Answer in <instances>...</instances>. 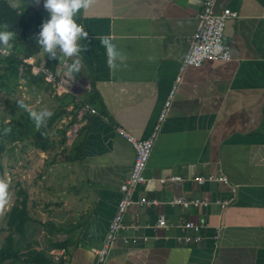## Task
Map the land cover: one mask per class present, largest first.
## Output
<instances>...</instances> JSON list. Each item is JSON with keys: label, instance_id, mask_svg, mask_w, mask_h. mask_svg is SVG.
Instances as JSON below:
<instances>
[{"label": "crops", "instance_id": "1", "mask_svg": "<svg viewBox=\"0 0 264 264\" xmlns=\"http://www.w3.org/2000/svg\"><path fill=\"white\" fill-rule=\"evenodd\" d=\"M25 1L41 18H50L44 0ZM201 2L92 0L74 16L88 36L78 41L82 66L71 77L77 85L58 102H66L62 109L69 120L73 111L72 123L77 121L66 143L76 146V157L51 164L62 203L46 211L44 219L36 218L43 233V245L37 246L56 250L61 264H92V249L102 242L134 156L115 127L136 139L148 135ZM224 7L236 11L224 27L230 58L205 60L182 72L146 162L151 181L131 194L156 203L126 208L124 230L104 264H264V0H216L213 10ZM38 33L17 47L18 57L44 62ZM102 37L115 46V67L109 65ZM18 80L35 90V99L49 98V85ZM74 101L86 102L95 113L77 119ZM217 174L226 182L193 179ZM172 176L180 180L159 181ZM173 196L197 197L205 204L181 208L168 203ZM159 215L163 227L154 226ZM185 221L201 224L196 242L180 239L193 235L181 230Z\"/></svg>", "mask_w": 264, "mask_h": 264}, {"label": "built area", "instance_id": "2", "mask_svg": "<svg viewBox=\"0 0 264 264\" xmlns=\"http://www.w3.org/2000/svg\"><path fill=\"white\" fill-rule=\"evenodd\" d=\"M215 1L216 0H202L200 10L195 16V29L188 38L186 51L179 61L170 90L158 111L155 122L148 135L143 139H136L121 127H115V132L131 145L134 156L126 179L119 184L118 190L121 195L116 203L115 211L108 222L102 242L98 248L92 249L94 253L92 264H104L113 241L117 239L120 236V232L124 230L122 215L129 205L136 204L142 207H149L156 203V200L152 198L138 197L137 199H133L131 194L137 186H146L149 181H151L146 162L160 125L167 115L170 101L184 69L188 66L197 67L205 60L227 61L230 58L228 45L223 41L224 27L227 19L236 17V11L224 7L219 12H214L213 5ZM8 53L9 50L7 54ZM7 54L0 52V57H4ZM21 61L29 65V71L31 74L42 76L43 81L49 85V92L52 97L62 96L63 94L70 92L71 89L77 85L76 81L64 75L66 64H70L71 57H65L62 54H59L57 65L60 72L58 75H55L50 69L46 68L43 65V62L35 63L31 58L27 57L21 58ZM40 100L41 97L37 96L35 103ZM85 112L92 114L95 113L94 109L86 102H79L76 109L77 119H80ZM72 126L76 125H71V127ZM71 127L66 131L67 142L72 140L74 136L75 129L72 130ZM193 179L197 183H202L203 181L226 182V177L220 174L207 175L206 177L195 176ZM165 180L174 181L180 180V178L178 176L159 178L160 182H164ZM168 203L178 205L181 208H187L189 206L196 207L204 205L205 201L197 197L173 196ZM224 203L225 202H221L220 204L223 205ZM165 225L166 223L163 215H159L156 218L154 226L163 227ZM180 228L184 232L187 230L193 232V235L184 233L180 237L184 242H196L199 239L198 232L201 228V224L185 221L181 223ZM122 240L126 241L123 238ZM47 253L53 262H57L60 258V254L57 251H50Z\"/></svg>", "mask_w": 264, "mask_h": 264}, {"label": "trees", "instance_id": "3", "mask_svg": "<svg viewBox=\"0 0 264 264\" xmlns=\"http://www.w3.org/2000/svg\"><path fill=\"white\" fill-rule=\"evenodd\" d=\"M19 1L20 3L17 6H12L7 0H0V24H7L9 26L8 30L16 33L14 38L9 41V45L11 46L9 53L4 57H0V113L7 119L5 129H11L10 132L3 133L0 126V158L4 149L2 136L7 137L8 141H16L30 134L31 145L34 150L46 152L52 145L47 135L52 123L58 117H61L62 114L66 113L62 108L54 109L56 111L46 119V123L39 129H34L31 133H28L31 127L28 117L26 116L22 119L20 115L13 116L12 114L16 110L11 106L12 98L6 88H4V80H8L9 77L13 81L21 78L28 84L48 85L43 81L41 75L31 74L29 65L22 62L21 58L15 54L17 47L22 45L35 31H40L41 25L45 21L26 1ZM42 58L44 61L43 65L52 72H56L58 59H49L45 53L42 54ZM55 98L60 99V96ZM63 102H60V107L66 104V102ZM74 120L75 117L72 114L68 123L70 124ZM65 131L66 126H63L60 130L61 133L58 141L60 149L46 163L75 160L77 148L73 144L66 145ZM4 216V229L2 230H4L5 234L0 243V264H61V261L53 262L44 248H39L36 241L28 239L31 232L30 223L34 221V217L30 215L26 191L22 187L16 190L15 200L5 211ZM43 224L52 223L45 221ZM50 245L52 248L60 246L59 243H51ZM19 246H23L24 250L19 251Z\"/></svg>", "mask_w": 264, "mask_h": 264}, {"label": "rangeland", "instance_id": "4", "mask_svg": "<svg viewBox=\"0 0 264 264\" xmlns=\"http://www.w3.org/2000/svg\"><path fill=\"white\" fill-rule=\"evenodd\" d=\"M12 6H17L19 0H7ZM25 1V0H24ZM2 25V24H0ZM17 53L18 51L15 50ZM18 54V53H17ZM4 88L11 95V106L16 111L12 114L20 115L22 119L26 116L29 119L31 125L28 133H31L36 129L35 122L30 118V111L41 112L43 110L51 111L52 113L60 109L59 99L50 96L47 91L49 98H41L37 104L35 103V90H31L23 84V81H13L11 77L8 80H4ZM23 100L24 104L27 105V110L18 106L17 101ZM13 102V103H12ZM74 105H78L79 102L74 101ZM78 107V106H77ZM70 109V108H69ZM68 111V110H65ZM74 113L73 111L71 112ZM69 113L64 114L63 117H58L51 125L48 131V138L52 142V145L47 149L46 152H39L34 150L31 145L30 134H27L16 141H8L7 137L2 136L4 149L0 158L1 173L0 179L8 183V203L4 206L3 210H0V243L2 237L5 234L4 220L5 211L14 202L16 197V190L22 187L26 191L27 205L30 210V215L34 217V221L30 223V234L29 240L36 241L38 246L43 245L42 232L40 231L39 221L36 218H45L46 211L59 206L62 201L58 197V178L57 170L51 164L46 163L49 161L53 154L56 153L60 146L58 141L60 138V130L63 126H66V131L75 123L69 124ZM71 114V115H72ZM63 115V114H62ZM70 115V114H69ZM7 119L0 113V126L3 133L5 132V124ZM65 131V137L67 135ZM67 143V141L65 142ZM71 190H72V186ZM69 207H73L69 202ZM42 213V214H41ZM24 247L19 246V251H23ZM50 252V250H46ZM56 250H52L54 252Z\"/></svg>", "mask_w": 264, "mask_h": 264}, {"label": "clouds", "instance_id": "5", "mask_svg": "<svg viewBox=\"0 0 264 264\" xmlns=\"http://www.w3.org/2000/svg\"><path fill=\"white\" fill-rule=\"evenodd\" d=\"M39 3V0H36ZM92 0H44V8L50 15L45 20L39 33L36 36V43L42 49L49 59H58V53L65 57H76L71 64H66L64 75L69 78L80 71L82 66L79 58L81 46L78 41L86 40L88 34L82 25H78L74 16L81 8H88ZM8 25H0V52L7 54L10 49L9 41L14 38L16 33L8 30ZM101 44L107 49L109 56V65L115 67L113 61L116 58L115 46L111 44L108 37L101 38ZM19 107L27 110V105L23 100L17 101ZM52 115L51 111L43 110L41 112L30 111V118L35 122L39 129L46 123V119ZM11 129H5L10 132ZM8 183L0 179V210L8 203Z\"/></svg>", "mask_w": 264, "mask_h": 264}, {"label": "bare ground", "instance_id": "6", "mask_svg": "<svg viewBox=\"0 0 264 264\" xmlns=\"http://www.w3.org/2000/svg\"><path fill=\"white\" fill-rule=\"evenodd\" d=\"M75 129V127H72V130H74Z\"/></svg>", "mask_w": 264, "mask_h": 264}]
</instances>
